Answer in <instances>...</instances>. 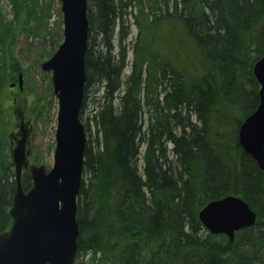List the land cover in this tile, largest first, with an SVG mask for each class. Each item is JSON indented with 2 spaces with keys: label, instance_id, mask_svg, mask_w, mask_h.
I'll use <instances>...</instances> for the list:
<instances>
[{
  "label": "trees",
  "instance_id": "obj_1",
  "mask_svg": "<svg viewBox=\"0 0 264 264\" xmlns=\"http://www.w3.org/2000/svg\"><path fill=\"white\" fill-rule=\"evenodd\" d=\"M25 1L10 0L15 17L25 13ZM126 1L87 0L80 112L87 144L73 264H264V171L242 151L235 130L229 137L218 128L232 122L235 111L247 116L259 101L251 69L264 54V0H150L135 6L128 74L130 24L115 23L131 3ZM26 14L35 19L29 8ZM40 18L37 24L42 20L45 27L47 19ZM167 18L181 24L194 70L188 59L153 45ZM12 31L0 16V99L14 74H25L11 51ZM237 80L251 84L249 96ZM91 91L97 97L94 135L83 117ZM6 109L0 104V232L12 225L8 210L16 190ZM182 109L189 114L173 126L169 117ZM191 114L200 125L191 123ZM239 122L236 117L234 124ZM31 160L39 163L35 153ZM21 176L22 187L30 188L28 171ZM227 193L241 195L257 214L233 241L210 234L197 214L207 200Z\"/></svg>",
  "mask_w": 264,
  "mask_h": 264
},
{
  "label": "water",
  "instance_id": "obj_2",
  "mask_svg": "<svg viewBox=\"0 0 264 264\" xmlns=\"http://www.w3.org/2000/svg\"><path fill=\"white\" fill-rule=\"evenodd\" d=\"M62 15V41L40 64L50 74L52 93L57 100L55 146L51 168L30 164L27 136L20 123L19 138L10 148L16 190L9 215L12 226L0 232V264H73L79 236L77 195L83 177L86 131L80 117L87 74L85 54L88 45L87 0H58ZM252 73L260 84L258 106L238 129V142L264 170V56L258 58ZM22 74L18 85L22 88ZM31 176L30 188L22 187V171ZM210 231L233 238L234 230L251 225L255 212L241 198L231 195L210 201L199 212Z\"/></svg>",
  "mask_w": 264,
  "mask_h": 264
},
{
  "label": "rangeland",
  "instance_id": "obj_3",
  "mask_svg": "<svg viewBox=\"0 0 264 264\" xmlns=\"http://www.w3.org/2000/svg\"><path fill=\"white\" fill-rule=\"evenodd\" d=\"M25 5V13L19 14L18 18L14 16L10 0H0V16L5 23H11L13 29L12 40L15 44L12 45L11 51H13L15 58H17L26 74L19 70L22 74V88H19L18 72L15 73L13 80L6 85V93L3 94L4 98L0 99V104L5 109L7 108L6 112L9 121L7 126V149L9 152L14 145L13 141H11L12 135L17 136L19 134L20 123L23 122L24 127L30 130L28 135L30 163L33 162L31 160L32 153H35L39 159L38 164L51 168L53 165L58 106L57 100L52 93L50 74L43 72L40 64L49 58V55L55 51L63 39L62 15L58 0H37V4L33 0H26ZM27 8L30 9V13L34 14L35 19L26 14ZM132 9L134 10L133 7ZM41 16L47 19L45 27L42 20L37 24V20L41 19ZM130 20L128 21V24H130L128 37L125 39L128 58L125 74L130 72L129 65L132 60L131 45L136 36L135 25L131 24ZM159 26L154 32L153 45L165 53L175 52L183 56L185 61L188 59V67L194 70L195 66L188 50L189 40L181 27L173 22L166 21H163ZM260 39L264 41V30L260 35ZM193 55L196 57L194 58L196 63L198 57L195 52ZM89 94V100L86 104L87 108L83 117L84 120L88 118L91 134L94 135L95 130L91 121V114L97 97H95L96 95L93 94V91L89 92ZM218 128L223 134L226 133L227 136L232 137L233 125L230 122L224 121V123L218 124Z\"/></svg>",
  "mask_w": 264,
  "mask_h": 264
},
{
  "label": "bare ground",
  "instance_id": "obj_4",
  "mask_svg": "<svg viewBox=\"0 0 264 264\" xmlns=\"http://www.w3.org/2000/svg\"><path fill=\"white\" fill-rule=\"evenodd\" d=\"M123 3L125 2V3H127V1L126 0H121ZM149 1L150 0H131V3L130 4H128V5H125V8H123V14L120 16V17H118L116 20H115V23H117L119 20H121V23H124V24H128V21H129V19H131L130 21H131V23H133V18H134V15H136V14H138V12H135L131 7H135V6H139V5H143V6H148L149 5ZM177 8H179V7H177ZM169 11V13H173V10L172 9H169L168 10ZM175 15V14H174ZM174 15H173V17H174ZM170 22H173V23H175L176 24V22H174V20L173 19H171V18H167ZM134 24V23H133ZM158 24H161V22H159ZM135 25V24H134ZM177 25L180 27V23L179 22H177ZM88 49V48H87ZM262 56H264V54L263 55H261V56H259L258 58H260V57H262ZM258 58H256V60L258 59ZM255 60V61H256ZM254 61V62H255ZM254 65V64H253ZM253 67V66H252ZM251 72H252V69H251ZM252 75H253V73H252ZM144 76V75H143ZM254 76V75H253ZM254 78H255V76H254ZM255 80H256V82H257V85L260 87V84H259V82L257 81V79L255 78ZM237 83L241 86V87H243V89L244 88H246L247 89V96H249L250 94H251V90H252V87H251V84L249 83V82H244L243 80H237ZM123 88H124V86H122L121 88H120V93L121 94H123ZM258 90H259V88H258ZM238 94V93H237ZM236 94V95H237ZM259 102V101H258ZM258 106V103H257V105H256V107ZM255 107V108H256ZM94 108V107H93ZM256 110V109H255ZM255 110H253V111H255ZM252 111V112H253ZM251 112V113H252ZM251 113H249V114H251ZM189 114V112H188V110H186V109H182L181 111H179L178 113H173L170 117H169V119H171V121H172V123L171 124H173V126H177V125H179V123H181L183 120H184V118L187 116ZM249 114H247V115H249ZM236 117L238 118V121L240 120V122L237 124V125H235L234 124V122H235V119H236ZM245 117H247L246 115H244L243 113L241 114L240 112H236L235 111V113H234V117H233V115H232V118L233 119H230L232 122H230L232 125H233V131L235 130V132L237 133L238 132V129H239V127L241 126V124L244 122L243 120L245 119ZM235 118V119H234ZM190 121H191V123H194V124H196V125H200V123H201V120H200V118H198L197 116H195V115H193V114H191L190 115ZM147 122H146V120H144V122H143V124H142V126H143V128H142V131H145V129H147ZM93 128H94V130H96V128L94 127V125H93ZM188 126L186 127V131H188ZM86 131V130H85ZM234 133V132H233ZM237 143L240 145V147H241V149H242V151L246 154V155H249L252 159H253V161L255 162V164H256V166H258V162H257V160L255 159V157L253 156V155H251L249 152H246L244 149H243V147H242V145L238 142V133H237ZM167 147H170V143H168V145H167ZM143 148V147H142ZM259 167V166H258ZM259 169H262L261 167H259ZM263 170V169H262ZM264 171V170H263ZM228 195H231V196H234V197H237V198H241L243 201H245L247 204H248V206H249V203H248V201H246L241 195H238V194H233V193H227L226 195H222V196H219V197H216V198H211V199H209V200H207L206 202H205V205L206 204H208V202H210V201H216V200H218V199H222V198H224V197H227ZM205 205H203L200 209H199V211H198V219H199V221H200V223H201V226H203L204 227V229L205 230H207L210 234H213V235H218V234H222V235H224V236H226L227 237V239H228V241H233L234 239H235V233L236 232H238V231H240V229H244V228H248V227H251L252 225H254L255 224V222H256V220H257V214H256V212L253 210V212H255V219H254V221L252 222V224L251 225H248V226H242V227H240L239 229H237V230H234V232H233V238L231 239L230 238V236H228L227 234H225L224 232H218V233H216V232H212V231H210L209 230V228L207 227V226H205L203 223H202V221H201V219H200V216H199V212H200V210H202L204 207H205ZM77 214V213H76Z\"/></svg>",
  "mask_w": 264,
  "mask_h": 264
}]
</instances>
